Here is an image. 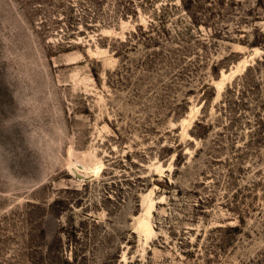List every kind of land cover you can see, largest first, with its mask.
Returning a JSON list of instances; mask_svg holds the SVG:
<instances>
[{"label":"rangeland","instance_id":"1","mask_svg":"<svg viewBox=\"0 0 264 264\" xmlns=\"http://www.w3.org/2000/svg\"><path fill=\"white\" fill-rule=\"evenodd\" d=\"M0 264H264V0H0Z\"/></svg>","mask_w":264,"mask_h":264},{"label":"bare ground","instance_id":"2","mask_svg":"<svg viewBox=\"0 0 264 264\" xmlns=\"http://www.w3.org/2000/svg\"><path fill=\"white\" fill-rule=\"evenodd\" d=\"M101 169V168H100ZM100 169H97V173L100 171L101 172V170ZM99 174V173H98Z\"/></svg>","mask_w":264,"mask_h":264}]
</instances>
